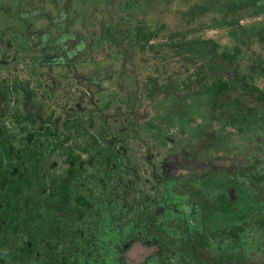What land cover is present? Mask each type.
<instances>
[{
    "label": "rangeland",
    "instance_id": "1",
    "mask_svg": "<svg viewBox=\"0 0 264 264\" xmlns=\"http://www.w3.org/2000/svg\"><path fill=\"white\" fill-rule=\"evenodd\" d=\"M0 127L80 181L19 214L0 264H44L53 222L79 264H264V0H0Z\"/></svg>",
    "mask_w": 264,
    "mask_h": 264
},
{
    "label": "trees",
    "instance_id": "2",
    "mask_svg": "<svg viewBox=\"0 0 264 264\" xmlns=\"http://www.w3.org/2000/svg\"><path fill=\"white\" fill-rule=\"evenodd\" d=\"M217 86H219V84H217L215 88H217ZM12 134L13 133H10L7 128L0 127V238L4 231L16 232L19 229L16 226V221L20 217L19 214L27 210L29 215L32 216L39 202L40 205L44 202L54 203L59 210H62V206L72 208L68 203L75 197V194L79 192L80 186V181L74 180L73 178L62 181L57 178L49 180L46 171L42 170L41 161L39 159L40 153L38 152L39 146L37 143L40 141V138L30 140L29 142H23L21 146L17 147L14 143L16 138L13 137ZM41 154L43 155V152H41ZM26 192L29 193L27 197L24 196ZM81 199L85 200L83 195ZM220 200V214L232 221L229 228H223V231H244L254 220L253 216H251V214L249 215L248 211L235 209L233 203L229 201L230 199L227 194L222 195ZM70 213L72 214V211H70ZM210 213H205L200 218L206 227L205 232L202 233L201 236H204V234L211 229L208 227V223L211 220ZM213 213L214 212L211 214ZM238 220L242 222H237ZM30 224V221H24L23 228L20 226L21 231L27 233L29 236L33 235L34 230ZM69 228L68 223L60 225V222H53L47 229H44L48 230L56 237L53 243L49 242V245L53 247L50 252H48V257L45 256L44 264H47L48 261H55L54 264H79L78 261H75V258L72 259L71 255L70 258L68 257V253L72 254L70 253V248L65 247L62 253H58L60 243L70 241L67 239V237H69ZM43 231L39 233H43ZM75 231L77 232L78 229ZM39 237L43 238L42 236ZM17 239L21 241L19 234H17ZM32 239L33 247L37 248L39 238L32 237ZM18 253H20L21 258L28 255L24 247L20 248L17 255H19ZM103 261L105 264H128L121 255H111L110 262H107L106 255H104ZM170 261L169 264H175L172 260ZM104 263L97 258L96 264Z\"/></svg>",
    "mask_w": 264,
    "mask_h": 264
}]
</instances>
